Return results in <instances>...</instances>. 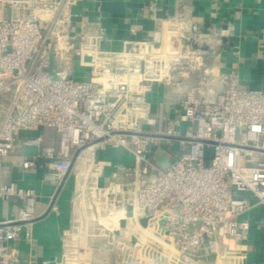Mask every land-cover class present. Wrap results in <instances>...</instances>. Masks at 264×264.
<instances>
[{
	"label": "built area",
	"instance_id": "1",
	"mask_svg": "<svg viewBox=\"0 0 264 264\" xmlns=\"http://www.w3.org/2000/svg\"><path fill=\"white\" fill-rule=\"evenodd\" d=\"M79 1L0 0V100L10 101L0 105L5 108L0 199L23 203L15 220L0 222V264L16 261L11 243L19 241L23 230L31 239L39 217L35 189L4 182V164L17 152L20 132L40 129L56 132L58 149L25 158L23 169L36 168L44 157L51 162L57 186L80 169L84 188L90 175L96 181L111 169L107 190L123 195L117 202L121 205L110 207L114 199L98 193L95 206L105 208L97 211L94 236L118 239L122 262L202 264L205 256L223 259L231 251L223 241L247 240L253 201L264 204V91L241 86L235 73H222L216 81H199L182 97L180 108L162 101L154 110L148 98L153 86H178L180 77L192 76L196 61L192 65L180 50L153 40L103 50L101 33H72V9ZM170 23L178 39L211 44L182 15ZM74 56L91 68L89 80L53 69L56 58ZM42 143V137L27 140L36 147ZM108 149L128 153L130 163L114 165L104 159ZM158 152L173 162L161 167L154 161ZM47 210L59 214L56 198ZM128 226L130 233L124 232ZM91 234L87 228L75 233L62 264H91Z\"/></svg>",
	"mask_w": 264,
	"mask_h": 264
},
{
	"label": "crops",
	"instance_id": "2",
	"mask_svg": "<svg viewBox=\"0 0 264 264\" xmlns=\"http://www.w3.org/2000/svg\"><path fill=\"white\" fill-rule=\"evenodd\" d=\"M180 15L197 27L198 33L209 36L211 44L202 49V45L198 47L188 39H178L172 33L174 27L170 20ZM72 33L86 36L101 33L104 39L101 48L105 51H120L136 40H153L155 45L161 42L172 50H180L192 65L196 61L192 76L180 77L178 86H153L148 98L156 106L166 101L180 108L182 97L199 81L206 77L216 81L222 73H235L241 86L264 91V0H81L72 9ZM53 69L78 81L92 77L91 68L82 66L76 56L67 61L56 58ZM36 137H42L41 147L27 144L28 139ZM57 149L58 135L54 130L20 132L17 152L4 164V182L34 188L38 195L35 214L39 217L32 224L31 239L25 237L23 230L19 241L11 243L16 256L12 264H62L69 244L77 239L75 233L85 228L92 233L88 242L94 251L108 247V239L94 236L97 211L105 208L104 205L96 208L94 199L98 193L100 197L106 192V196L114 199L110 207L121 205L117 202L123 195L107 190L111 180L106 172L110 168L96 181L90 175L91 183L85 188L80 171H73L57 186L51 162L44 157L38 159L36 168L23 169L25 158ZM112 155L114 165L125 164L127 158L115 152ZM52 197L56 198L59 214L47 210ZM253 204L247 215L251 225L248 239L243 242L225 239L223 242L231 251L223 259L205 256L202 264H264V204L255 205L254 201ZM22 206L18 198L0 199V222L15 220ZM96 243L99 245L95 246ZM226 247H223L225 252Z\"/></svg>",
	"mask_w": 264,
	"mask_h": 264
},
{
	"label": "rangeland",
	"instance_id": "3",
	"mask_svg": "<svg viewBox=\"0 0 264 264\" xmlns=\"http://www.w3.org/2000/svg\"><path fill=\"white\" fill-rule=\"evenodd\" d=\"M205 45L206 44L204 43L203 46H202V49H205V48H203V47H205ZM197 46L200 47L201 44L197 43ZM195 49H197L200 53H203V52L200 51V48H195ZM76 66L78 67V64ZM76 76H78V75H76ZM9 102L3 101V99H1L0 100V105H2V104L8 105ZM151 102H152L153 107L155 108V106H156L155 102L152 101V99H151ZM0 109H1L0 110V123H1V121H2V119L4 117V113H3L2 109L4 110L5 108H2L1 107ZM145 128H147V127L145 126ZM184 129H185V125H183L181 128H179V130H181L182 132L184 131ZM172 150L173 151H177L178 148L175 147ZM112 152H115V154H117L119 156H124L125 158H127V160L124 161L125 164H127V165L130 163V161L132 159L131 155H129L128 153L124 152L123 150H120V151L114 150L113 151L111 149H108L107 151L104 152V154H103L104 159L112 160V158H113ZM79 170H74V173H79ZM106 173H107L106 174L107 176L110 174L109 171H107ZM130 231L131 230H130V228L128 226V229L126 231H124V232L130 233ZM121 242L124 243L123 241H121ZM96 245H99V244L96 243L95 246ZM119 245H120L119 242L116 243V242H114V241H112V240L109 239V242L107 244V246H108L107 247V250H111V252H105L103 250H99L98 249L99 247H97L96 249L99 250V251H94L95 252V256L93 257V260H92L91 264H125L124 262L121 261V258H120V253H119L118 249H120L121 246H119ZM96 252H97V254H96ZM122 259L124 261L127 260L126 257L125 258H122Z\"/></svg>",
	"mask_w": 264,
	"mask_h": 264
},
{
	"label": "water",
	"instance_id": "4",
	"mask_svg": "<svg viewBox=\"0 0 264 264\" xmlns=\"http://www.w3.org/2000/svg\"><path fill=\"white\" fill-rule=\"evenodd\" d=\"M154 161L161 167H167L170 162H173V160H171L169 156L163 154L162 152H158L155 154ZM146 221H147L146 218L140 219V223L143 226H146Z\"/></svg>",
	"mask_w": 264,
	"mask_h": 264
}]
</instances>
